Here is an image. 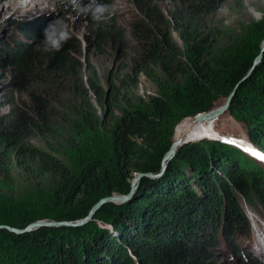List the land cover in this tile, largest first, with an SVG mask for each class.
Instances as JSON below:
<instances>
[{"label": "trees", "instance_id": "16d2710c", "mask_svg": "<svg viewBox=\"0 0 264 264\" xmlns=\"http://www.w3.org/2000/svg\"><path fill=\"white\" fill-rule=\"evenodd\" d=\"M132 1L131 44L115 15L98 32L83 35L88 49L102 52L117 44L134 50L131 72L118 84H101L88 53L81 61V43L73 34L59 52L37 51L48 24L32 27L33 42L25 43L30 45L13 48L15 82L28 91V102L11 98L10 109L0 115V224L23 229L40 219L75 221L101 199L128 193L135 174L159 172L178 126L218 106L237 83L228 112L245 123L247 138L264 152V50L244 78L261 51L264 19L236 35L214 18L228 0ZM173 29L182 45L172 38ZM49 74L81 98L76 116L64 118L69 131L59 142L63 147L49 145L53 151L31 143L36 135L47 137L54 124L52 104L59 100L47 97ZM139 74L158 87L148 100L132 92ZM37 80L42 89H29ZM254 160L234 144L198 137L179 147L160 176L141 177L129 200L102 203L84 225L23 233L0 228V264H212L216 250L223 254L222 243L236 264H260L247 246L253 239L241 203L254 210L256 200L264 212V170ZM19 166L49 178V187L8 193L13 167ZM236 192L247 198L238 203Z\"/></svg>", "mask_w": 264, "mask_h": 264}, {"label": "rangeland", "instance_id": "374dc122", "mask_svg": "<svg viewBox=\"0 0 264 264\" xmlns=\"http://www.w3.org/2000/svg\"><path fill=\"white\" fill-rule=\"evenodd\" d=\"M105 2H108L114 7L116 23L118 26L123 28V31L125 32V40L128 41L129 44H131L133 40L129 35V31L131 30L130 23L135 20L136 16V7L134 6L133 1L105 0ZM169 5L170 4L168 2L162 4V8L165 13H167V8L169 7ZM57 14H64L58 3V0H0V115H4L10 109L9 100L11 98L15 101V103H20L21 100L28 102V91L18 89L15 82L17 81V79L15 78L17 73V65L14 63V55L16 54V50H14L13 48H15L18 43L20 45H30L33 42L29 35L32 27L37 26L38 24H49ZM68 16V22L71 25L72 34L75 35L81 43V61L86 60L85 57L83 58V53L84 55L88 53L89 60L96 69L101 84L105 87H107L110 82L118 84L120 82V78H125V72H131V66L129 64L130 57L135 53L134 50L129 47L118 49L116 46L117 44H114L115 47L108 45L102 52H99L92 46L88 49V46H86L83 37L85 31H82V21L71 14H68ZM214 18L219 19V21L221 22V26H223V29L229 28V30H231L233 34L239 35L243 26L264 19V0H228L227 2L222 4L220 9L214 15ZM172 38L177 44L182 45L181 39L179 37V32L174 29L172 30ZM263 39L264 38H262L261 40V44ZM82 40L84 41V43H82ZM27 42H29L30 44H25ZM221 44L227 45L229 43H227V41H221ZM258 56L259 53L256 55L257 64L261 61V59L259 60ZM41 76L46 77L47 75L43 71ZM48 77L49 81L52 83L44 86L49 90V94L47 95V97L52 99L57 98L59 100V102H55L52 104L53 108L51 109V114L54 120V124L51 128L52 131L50 132V134L46 135L47 137L36 135L31 139V143L42 147L45 150L53 151L49 148V145L59 146L60 148L63 147L62 144L59 145V142H63V139L66 138L69 131L66 127L62 126V124L65 123L64 118L76 116L73 112V109L78 107L79 103L81 102V98L73 95L69 91L68 87H62V85L64 84L62 79H56L50 74L48 75ZM38 80L34 83V85L28 86V88H34V91H39L40 89H42V87L38 86ZM162 81H167L166 77H162ZM157 89L158 87L155 83L150 81L143 74H139L137 87L133 88L132 92L137 94L140 99L148 100L153 94L157 93ZM233 89L230 93H232ZM229 94L227 96H229ZM227 96L223 100H221L218 106L226 102V99L228 98ZM117 97L118 100L124 98L123 91H121ZM92 103L96 110V114L102 117L103 111L98 106V104H96L93 98ZM122 106H125V103H123ZM229 106L230 102L224 111H221L218 114L216 112L217 115L214 118L210 119L211 122L215 121L214 125H212V128L210 122V124L208 123L207 125H205V130L203 131L207 130L206 132L209 131L210 133L208 132V134L204 132L200 135H204V137H206L207 139L218 140L226 143H228V136L231 137V135H240L243 142L251 143V147L246 148L243 144H240V146H237L235 144L234 145L238 148H241V150L243 149V151L245 150L249 152L253 159H255L254 161L264 170V165L261 164V162L264 164V160L259 159L257 155L253 154L258 153L260 155H264V152L260 150L254 143H252L250 139L247 138L245 123L235 120L234 117L229 114ZM114 113L116 115H119V109H116ZM196 123L194 125H196ZM192 130H190V132H193ZM179 131L181 132L182 130L178 128V130L176 131V135H178ZM200 135L196 134L195 136H189L188 140L198 138ZM177 150L178 149L174 150L175 154ZM55 154L59 156L58 151H56ZM175 154H172L173 156L171 155L164 162H168V160L172 159ZM13 168L14 170L12 179L9 183L11 192L7 190L8 193H14V195L18 196L19 193L23 192L28 187H49L50 185L49 178L38 179L34 175V173H29V171L23 168V166ZM162 171L163 170H161L160 167L157 175H161L163 173ZM132 179L133 178H131L130 180L129 190H131ZM229 185L230 190H232L233 193L235 187L231 183H229ZM138 187L139 182L135 189H133L132 191H128L125 196L130 198L138 190ZM243 195L244 194L242 193L236 192L238 203H240L241 198H247ZM247 196L253 197V194L250 193V195ZM241 203L243 204L242 207L245 210V216L248 218L255 217L253 223H255L257 219L263 218L261 216H263L262 213L264 212L259 211L262 210V208L259 206L256 200L252 202L254 205H256L255 207L252 206L254 210L249 208V206H246L249 204L246 203L243 199ZM92 218L93 216L91 217V219ZM90 220H87L85 223L73 227L84 225ZM253 223L249 226L251 234H253V229L251 228L253 226ZM258 229L259 231L257 232H259L260 236L258 240H261L257 242L253 235H251L253 240L248 241L247 246L249 252H251L253 255H256V257H254L253 255L251 256L258 262L259 260H261V262H263L264 264V226H259ZM223 245L224 243H222L221 246L218 245L220 248H224L223 254H220L219 251L216 250L217 255L213 260V262L215 263H212V260L209 257L210 263L236 264L237 261L234 260V258L231 256L230 249L224 247ZM241 245H243L242 247H245L246 250V242H244L243 238ZM261 262L259 263L262 264Z\"/></svg>", "mask_w": 264, "mask_h": 264}, {"label": "clouds", "instance_id": "9594fccd", "mask_svg": "<svg viewBox=\"0 0 264 264\" xmlns=\"http://www.w3.org/2000/svg\"><path fill=\"white\" fill-rule=\"evenodd\" d=\"M64 14H57L44 29V39L37 44V51L59 52L72 39V29L68 22L71 14L82 21V31L98 32L110 23L115 9L105 0H58ZM82 43L84 41L82 40Z\"/></svg>", "mask_w": 264, "mask_h": 264}, {"label": "water", "instance_id": "95a60500", "mask_svg": "<svg viewBox=\"0 0 264 264\" xmlns=\"http://www.w3.org/2000/svg\"><path fill=\"white\" fill-rule=\"evenodd\" d=\"M263 50H264V39L262 41L261 51H260L259 56H258L259 60L262 57ZM256 64H257V58H255V60L253 62V66L249 69L247 75L244 78H246V77H248L250 75V73L252 72V70H254ZM237 86H238V83L234 87L232 93H230L229 96H227L228 98L226 99V102L224 104L219 105L218 108L216 106L215 108H212L209 111H206L204 113L197 114L194 117L188 118V119H186L185 121H183L178 126V128L180 130H182V131L181 132L179 131L178 132V135L175 134V137H174V140H173V143H172L171 147L169 148V150L166 152V154L162 158L163 160L161 161V170L164 171V169L167 166V163L171 159L168 160V162H164V161L167 160L172 154H175L174 153L175 152L174 151L175 149H179V147L182 146L183 144H185L186 142H189V141H192V140H195L196 139V138H194V139L188 140V137L189 136H193L194 135L192 132H190V129H193L192 126H194V124L196 122H199L201 120H208L207 118L212 119V117L214 118L219 112L224 111L226 109V107L229 104V102H231L232 96H233V94H234ZM216 112H217V114H216ZM210 116H212V117H210ZM178 128H177V130H178ZM143 176L158 177V176H160V174H158V175L157 174H154V175H151V174H143V173L135 174L134 177H133V179H132V181H131V190H129V191H132L133 189H135V187L138 185V182L140 181L141 177H143ZM127 198L128 197H126L125 194H118V193L112 194L109 197H106V198L101 199L97 204H95L90 209V211L88 212V214L86 216H84V217H82V218H80L78 220H75V221H69V220H59V221H57V220H51V221H49V220H45L44 219V220L34 221V222L28 224L23 229H20V228H17V227H11L9 225H4V224H0V228H5V229H7V230H9L11 232H15V233H23V232H27V231H33L34 229H36L38 227H42V226H50V227L61 226V225L76 226V225H80V224L85 223L87 220H90L91 217L95 214V212L98 209V207L102 203H104V202H113L115 204H120L122 202H125V201L129 200L131 197L128 198V199Z\"/></svg>", "mask_w": 264, "mask_h": 264}, {"label": "bare ground", "instance_id": "6f19581e", "mask_svg": "<svg viewBox=\"0 0 264 264\" xmlns=\"http://www.w3.org/2000/svg\"><path fill=\"white\" fill-rule=\"evenodd\" d=\"M210 117H212V116H210ZM213 118V117H212ZM208 120H201V121H199V122H197L196 123V125H194V126H192L193 127V130L192 129H190V130H192L193 132V136H195L196 134L198 135H200V134H202V133H208V132H206V131H203V130H205L204 129V127H205V125H207L209 122L211 123V120L209 119V118H207ZM209 123V124H210ZM184 129V128H183ZM210 133V132H209ZM208 133V134H209ZM211 135V134H210ZM199 137H204V135H200ZM206 138V137H205ZM227 141H228V143H232V144H235V145H238V146H240V144H243L244 145V147H246V148H250L251 147V143H249V142H243V140L242 139H240V138H235V137H230V136H228L227 137ZM249 219V221L251 222L250 223V225L254 222V220H255V217H251V218H248ZM259 226H264V220H262V219H257L256 220V222L255 223H253V226L251 227L252 229H253V234H251V235H253V237L257 240V242H259L260 240H258L259 238H260V236H259V232H257V231H259V229H258V227ZM251 231V230H250Z\"/></svg>", "mask_w": 264, "mask_h": 264}, {"label": "snow or ice", "instance_id": "6c2138e0", "mask_svg": "<svg viewBox=\"0 0 264 264\" xmlns=\"http://www.w3.org/2000/svg\"><path fill=\"white\" fill-rule=\"evenodd\" d=\"M254 155H257L259 159L264 160V155H260L258 153H253Z\"/></svg>", "mask_w": 264, "mask_h": 264}]
</instances>
